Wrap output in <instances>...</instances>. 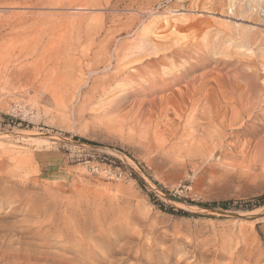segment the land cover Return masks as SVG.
<instances>
[{"label": "rangeland", "instance_id": "rangeland-1", "mask_svg": "<svg viewBox=\"0 0 264 264\" xmlns=\"http://www.w3.org/2000/svg\"><path fill=\"white\" fill-rule=\"evenodd\" d=\"M3 44L0 264L97 218L105 264H264V0H0Z\"/></svg>", "mask_w": 264, "mask_h": 264}, {"label": "bare ground", "instance_id": "bare-ground-1", "mask_svg": "<svg viewBox=\"0 0 264 264\" xmlns=\"http://www.w3.org/2000/svg\"><path fill=\"white\" fill-rule=\"evenodd\" d=\"M2 3V2H1ZM6 5V4H5ZM7 12V11H6ZM3 13H5V12H3ZM6 14V13H5ZM140 15V14H139ZM7 16V15H6ZM163 16V15H162ZM134 17V16H133ZM137 17V16H136ZM154 17V16H153ZM160 17V16H159ZM24 20V19H23ZM12 21V20H11ZM15 24V23H14ZM115 25V24H114ZM119 25V24H118ZM117 25V26H118ZM176 27V26H175ZM146 28V27H145ZM170 28V27H169ZM168 29V28H167ZM128 30V29H127ZM164 30V29H163ZM19 31V30H18ZM118 31V30H117ZM166 31V30H165ZM177 31V30H176ZM126 32V31H125ZM144 32V31H143ZM153 32V31H152ZM164 32V31H163ZM162 32V33H163ZM122 33V32H121ZM159 33V32H158ZM8 34V33H7ZM111 34V33H110ZM173 35H175V34H173ZM171 37V36H170ZM140 38V37H139ZM138 39V38H137ZM166 39V38H165ZM121 40V39H120ZM141 40V42H143L142 44H139V47L137 46V48H134V49H129V51H127V52H125V55L126 56H130V55H137L139 58H140V54H142V53H144L145 54V52H148V50H149V48L148 47H146V39L144 40V39H140ZM139 40V41H140ZM156 41H158V40H156ZM165 41V40H164ZM98 42H99V40H98ZM123 42V41H122ZM8 44V43H7ZM102 44V43H101ZM126 44V43H125ZM124 44V45H125ZM6 45V44H5ZM4 44L3 45H1L0 46V57H1V59L2 58H8L7 57V55L9 56V54H12V53H10V48H9V45L6 47ZM116 45V44H115ZM122 45V44H121ZM131 45V44H130ZM109 46V45H108ZM111 46V45H110ZM161 47L160 45H154V46H152L151 47V49H153V51L155 52V48H157V47ZM135 47V46H134ZM165 48L164 49H166V46H164ZM173 47H174V45H173ZM115 48V47H114ZM167 48H168V46H167ZM176 48V47H175ZM158 49V48H157ZM157 49H156V51H157ZM162 49V48H161ZM163 49V50H164ZM168 50V49H167ZM34 51V50H33ZM152 51V52H153ZM158 51H159V49H158ZM157 51V52H158ZM173 51V50H172ZM7 52H9V54H6ZM44 51H42V53H43ZM116 52V51H115ZM165 52V51H164ZM177 52V51H176ZM150 53H151V51H150ZM149 53V54H150ZM181 53V52H180ZM124 54V53H123ZM111 55H112V53H111ZM160 55V54H159ZM167 55V54H166ZM107 56V55H106ZM126 56H121L122 58H125ZM144 56H147V55H144ZM151 56V55H150ZM32 57V56H31ZM43 57V56H42ZM120 57V58H121ZM143 57V56H142ZM10 58V57H9ZM108 58V57H107ZM162 58V57H161ZM166 58V57H165ZM170 59V58H169ZM173 59V58H172ZM4 60V59H3ZM16 60V59H15ZM113 60H114V62H115V70L117 69V67H118V64H119V61H120V59H119V57H118V54L113 58ZM123 60V59H122ZM128 60V59H127ZM139 60V59H138ZM168 60V59H167ZM5 61V60H4ZM7 61V60H6ZM142 61H144V60H142ZM146 61V60H145ZM104 62V61H103ZM139 62V61H138ZM164 62H165V59H164V57L162 58V59H155L154 61H147V62H141L140 61V63H141V66L140 67H138V68H134V72L135 73H138L139 71H141V70H143V69H146V68H156V67H158L159 65H161V64H164ZM173 62V61H172ZM7 63H8V61H7ZM123 63H126V62H123ZM10 64V63H9ZM139 64V63H138ZM122 65V64H121ZM130 65V64H129ZM133 65V64H132ZM131 65V66H132ZM111 66V65H110ZM120 66V65H119ZM22 67V66H21ZM23 67H25L26 68V66H23ZM22 67V68H23ZM89 68V67H88ZM128 68V67H127ZM165 68V67H164ZM174 68V67H173ZM20 69V68H19ZM29 69V68H28ZM45 69V68H44ZM157 69V68H156ZM155 69V70H156ZM161 69V68H160ZM38 70H40V69H38ZM163 70V69H162ZM7 71V70H6ZM24 71V70H23ZM28 71V70H27ZM51 71V70H50ZM117 71H120V73H122V74H127L128 72H127V70H119V69H117ZM116 71V72H117ZM17 72V71H16ZM21 72V71H20ZM19 72V73H20ZM31 72V71H30ZM153 72H155V71H153ZM18 73V72H17ZM16 73V74H17ZM22 73V72H21ZM24 73H25V71H24ZM115 73V72H114ZM142 73V72H141ZM162 73V72H161ZM51 74H52V72H51ZM147 74V73H146ZM14 75V74H13ZM46 75H47V72H46ZM48 75H49V73H48ZM112 75V74H111ZM137 75H141V74H137ZM17 76V75H16ZM23 76V75H22ZM25 76V75H24ZM23 76V77H24ZM121 76V75H120ZM149 76V75H148ZM22 77V78H23ZM27 77V76H26ZM31 77V76H30ZM49 77V76H48ZM159 77V76H158ZM176 77V76H175ZM28 78V80H29V77H27ZM118 78V77H117ZM146 78V77H145ZM173 78V77H172ZM18 79H19V77H18ZM119 79V78H118ZM129 79H131V78H129ZM148 79V78H147ZM146 79V81H148V80H150V79H148L147 80ZM152 79V78H151ZM159 79H160V77H159ZM17 80V79H16ZM27 80V79H26ZM114 80V79H113ZM119 80H121V79H119ZM124 80V79H123ZM138 80V79H137ZM137 80H136V82H137ZM161 80V79H160ZM18 81H20L21 82V80L19 79ZM24 81V80H23ZM133 81V80H132ZM176 81V80H175ZM30 82V81H29ZM111 82V81H110ZM135 82V81H134ZM133 82V84H135ZM26 83V82H25ZM130 83V82H129ZM151 83V82H150ZM167 83V82H166ZM173 82H171V83H169V84H172ZM22 84H24V82L22 83ZM132 84V83H131ZM131 84H130V86H131ZM157 84V83H156ZM160 84V83H159ZM165 84V83H164ZM168 84V83H167ZM20 85V84H19ZM110 85V84H109ZM112 85V84H111ZM114 85V84H113ZM127 85V84H126ZM152 85H153V83H152ZM106 86V85H105ZM129 86V87H130ZM138 86V85H137ZM148 86V85H147ZM151 86V85H150ZM167 86V85H166ZM155 87V86H154ZM157 87V86H156ZM153 88V87H152ZM159 88H160V86H159ZM110 89V88H109ZM155 89V88H154ZM143 91V90H142ZM104 92V91H103ZM249 112V111H248ZM234 113V112H233ZM245 113V112H244ZM247 116V115H246ZM103 219V218H102ZM89 220V219H88ZM101 219H95V220H92L91 221V224L90 225H81V226H76L75 227V232H77L76 233V235L74 234V237H73V240H74V242L77 244V246H76V252L75 253H73V254H71L72 255V257H70V259L68 260L69 261V264H105L107 261H108V259L107 258H105V255H104V257H99V258H96V257H94V251L93 250H96L98 247H101V246H107V244H115L120 250L122 249V246L121 245H119V240L118 239H116V238H113V237H107L104 233H103V228H104V226H105V222H103V221H100ZM104 220V219H103ZM85 221V220H84ZM87 221V220H86ZM107 221V220H106ZM80 223V222H79ZM85 223H88V221L87 222H85ZM84 224V223H83ZM80 225V224H79ZM1 226V225H0ZM73 226H75V225H73ZM106 227V226H105ZM105 231V230H104ZM128 243V242H127ZM137 257V256H136ZM63 259H66V258H63Z\"/></svg>", "mask_w": 264, "mask_h": 264}, {"label": "trees", "instance_id": "trees-1", "mask_svg": "<svg viewBox=\"0 0 264 264\" xmlns=\"http://www.w3.org/2000/svg\"><path fill=\"white\" fill-rule=\"evenodd\" d=\"M262 203H264V198L263 199H261L260 200ZM221 204H218V203H216V204H211V205H203L204 207H217V206H220Z\"/></svg>", "mask_w": 264, "mask_h": 264}]
</instances>
